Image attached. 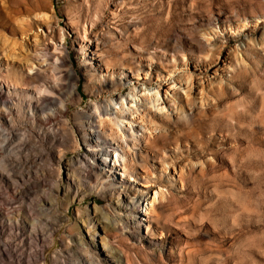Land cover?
Returning a JSON list of instances; mask_svg holds the SVG:
<instances>
[{
    "label": "rangeland",
    "instance_id": "rangeland-1",
    "mask_svg": "<svg viewBox=\"0 0 264 264\" xmlns=\"http://www.w3.org/2000/svg\"><path fill=\"white\" fill-rule=\"evenodd\" d=\"M263 13L264 0H0V98L34 112L16 115L0 136V203L48 235L40 263L43 247L27 248L31 264H80L86 253L75 238L87 244L89 233L103 230L130 264H264ZM244 18L251 27L232 34ZM206 33L227 46L236 65L226 68L223 85L208 95L193 92L183 110L140 105L128 114L134 129L122 137L103 130L108 176L98 173L92 153L83 159L91 133L84 128L93 121L100 130L94 105L115 117L113 100L132 86L120 78L124 70L148 74L142 82L162 84L163 93L166 70L185 60L194 70L207 54ZM36 45L47 48L46 61L35 57ZM43 84L52 93L40 99ZM122 147L138 182H118L126 165L113 168L111 152ZM158 186L166 189L160 209L150 205L151 222L136 225L147 217L142 208L120 205L126 195H154ZM64 239L70 251L54 261Z\"/></svg>",
    "mask_w": 264,
    "mask_h": 264
},
{
    "label": "bare ground",
    "instance_id": "bare-ground-1",
    "mask_svg": "<svg viewBox=\"0 0 264 264\" xmlns=\"http://www.w3.org/2000/svg\"><path fill=\"white\" fill-rule=\"evenodd\" d=\"M262 16L264 17V13ZM247 20V18H244L239 28H231L232 34H239L241 32L247 31L249 27H251L250 22H247ZM257 24H259V22H257ZM206 34L208 36V46L210 47L208 49L207 54L198 58V61L196 63L197 65H194V70L190 68V64L192 66V63H190L189 60H185L180 64L177 63L173 65L174 67L170 71L166 70L168 72V76L164 78V80H162L167 85V87L165 88V90H163V93L162 84H159L158 87L155 88L153 87V84L150 85L149 83L142 82L144 79H149L148 74L147 76L143 77L142 75L144 73H142L140 70L138 73L132 72L130 74H128V72H125L124 70L123 72L121 71L119 73L120 78L122 80H129L127 84L132 86L127 96H121L120 99L117 101L113 100L112 103L116 111L115 117H104L100 111V107L97 104L94 105V113L95 115L100 117L97 123V128H99L100 130L96 129L94 126H91L93 125V121H89V123H91L89 125L90 129L84 128L85 131L91 133H87V135L84 137L87 153L83 155V159L87 158L89 160L90 158L93 159V156H95L94 159L97 162L98 173L102 174L103 176H105V174L106 176H108L107 172H102L108 170V167L105 164V160L102 157L104 151V147L102 145L103 143L100 142L102 140L101 132L103 130H110L114 132V134L119 131L122 137L124 131L128 129H134L136 116H133L132 119H134L135 121H132L128 119V114L135 115L136 113H138L140 105H144L148 108L156 107L159 108V110L163 111L166 108L165 104H169L171 106H175V108L177 109L183 110V101L186 100L189 103L192 102L191 95L193 94V92L196 93L200 91L203 92V94L205 92L206 95H208L210 93H214L219 87L220 83L221 85H223L222 83H224V80L226 79V68H235L236 65L234 64V60L230 55V51L226 53L227 46L224 44L220 45V40L218 38H213L211 34ZM262 37V39H264V33ZM248 38L250 41H252L251 37L248 36ZM248 47H250V45ZM40 48L41 46L39 45L35 46L36 50L34 51V55L37 59H42L46 61L48 59L47 48ZM92 48L94 50L97 61H102L103 54L99 46L97 44H94ZM246 51L247 49L244 51V54L247 53ZM235 52L237 56L236 60L238 65L241 66V70L247 69L245 65V58H239V51L236 50ZM88 66H94V63L90 62ZM120 69L128 70L127 67H123ZM107 71H112L110 70L109 65H107ZM212 73L214 74V76ZM93 74L92 77H94L95 75ZM171 80L172 82L169 83V81ZM0 81H3L2 77H0ZM10 87L18 90L25 89L20 88L19 85L15 83H10ZM182 90L187 92L186 99H184L180 94ZM37 92L40 99L46 98L49 94L52 93L50 87L46 84H43L42 86L38 87ZM0 109H2L0 110V136L4 134L3 132L6 131L7 126L13 127L15 125V122L17 121L16 115H20L25 119H29L34 116V112L32 109L26 110L21 102H16L9 98H6L5 100L3 97L0 98ZM182 113L184 114V112ZM52 116V114L47 115L44 118L45 122H50ZM143 128L147 130L146 126H143ZM8 134L10 135L12 134V132L9 131ZM4 136L7 135L4 134ZM90 153H92L93 156H91ZM111 153L115 155L112 158L113 164L118 165L114 166L113 168L118 169L121 167L120 163L118 162L120 160L123 161V163L125 162L126 165L125 167H123V170H121L119 173L118 182H123L124 178H128L131 183L138 182V180L128 170V166L134 168L135 164L130 158L131 156L129 152L122 147L121 149H114ZM111 153H109L108 157H111ZM1 188L2 186L0 183V189ZM153 192L154 195L150 194V192L141 196L134 195L133 197H128V195H126V198L124 200L125 203L120 205L122 207V210L124 209L129 211L132 208L136 210L138 206L142 208V210L140 211L141 214L143 216L146 215L147 217L135 218L136 225L138 226H142L144 224L141 221H144L145 223L151 222V213L149 210L150 205L152 206L153 210H159V205L162 204L166 196V189L161 186H158V188L155 189V191ZM146 196L149 198L146 199ZM145 203H147L146 205H149V208L145 206ZM128 214L129 213L126 211L121 213L124 218H130ZM89 222L93 223L94 220L89 219ZM27 223L28 222L22 221L18 217H14L11 216V214L5 213L3 211L2 203H0V260H2V264L33 263V255L28 253L27 248H32L34 246H38L40 248L43 247V249L38 252L40 253L38 255L40 259L38 262L40 263V261L44 260L45 240L48 235L45 234L44 230H40L35 226L32 227L30 224ZM149 223L145 225L147 226V228L149 226ZM5 236L8 239L5 240ZM13 238H15V240L19 242L17 244H14L15 241H11V239ZM89 239V243L86 244L84 243V241H82L81 236L75 238L78 243L82 244L83 249L86 253L84 257L81 258V260L79 261L80 264H130L127 255L125 253H121L114 246V242L110 237L107 236L104 230L103 234H100L99 232L89 233ZM18 251H22V254L20 256L17 255ZM69 251L70 248L69 246L65 245L64 239L62 250H60L57 254L54 255V261H56L57 258H59L60 256L64 257L66 254L69 253Z\"/></svg>",
    "mask_w": 264,
    "mask_h": 264
}]
</instances>
